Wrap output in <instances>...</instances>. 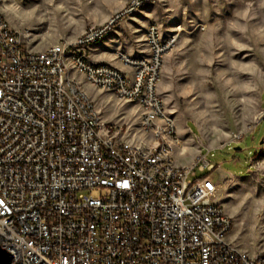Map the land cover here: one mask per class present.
<instances>
[{
    "label": "built area",
    "instance_id": "built-area-1",
    "mask_svg": "<svg viewBox=\"0 0 264 264\" xmlns=\"http://www.w3.org/2000/svg\"><path fill=\"white\" fill-rule=\"evenodd\" d=\"M110 28L38 50L0 14V249L13 264H264L228 239L210 150L176 161L182 137L159 85L178 36L151 24L147 53L117 51L122 70L91 59ZM72 71L138 104L152 143L103 121Z\"/></svg>",
    "mask_w": 264,
    "mask_h": 264
},
{
    "label": "rangeland",
    "instance_id": "rangeland-1",
    "mask_svg": "<svg viewBox=\"0 0 264 264\" xmlns=\"http://www.w3.org/2000/svg\"><path fill=\"white\" fill-rule=\"evenodd\" d=\"M133 1L0 0V14L38 50L111 22L98 42L112 41L109 56L117 61V50L145 54L151 24L177 35L159 85L182 137L176 161L188 166L210 150L218 165L212 179L222 183L215 200L233 221L229 241L251 255L264 253V0H142L130 10ZM70 76L103 121L122 124L127 141L152 143L140 130L138 104L118 101L83 73Z\"/></svg>",
    "mask_w": 264,
    "mask_h": 264
},
{
    "label": "crops",
    "instance_id": "crops-1",
    "mask_svg": "<svg viewBox=\"0 0 264 264\" xmlns=\"http://www.w3.org/2000/svg\"><path fill=\"white\" fill-rule=\"evenodd\" d=\"M111 42L112 41H110V40H106L104 42H98V43L92 44L90 46L91 59L94 62L109 63V64H112V65L118 67L119 69L127 70V67L124 66L121 62H119V61L113 59L111 56H109V48H110V44H112ZM117 51H119V50H117ZM124 51H126V50H124ZM126 52H128V51H126ZM147 52H148V48H146L143 51V53H147ZM128 53L131 54L130 52H128ZM228 173H230V172H228Z\"/></svg>",
    "mask_w": 264,
    "mask_h": 264
},
{
    "label": "water",
    "instance_id": "water-1",
    "mask_svg": "<svg viewBox=\"0 0 264 264\" xmlns=\"http://www.w3.org/2000/svg\"><path fill=\"white\" fill-rule=\"evenodd\" d=\"M242 149L241 147H235V150H240ZM12 254H10L6 250L0 249V264H13L12 263Z\"/></svg>",
    "mask_w": 264,
    "mask_h": 264
},
{
    "label": "trees",
    "instance_id": "trees-1",
    "mask_svg": "<svg viewBox=\"0 0 264 264\" xmlns=\"http://www.w3.org/2000/svg\"><path fill=\"white\" fill-rule=\"evenodd\" d=\"M262 146L264 147V145H262ZM263 147H262V148H263Z\"/></svg>",
    "mask_w": 264,
    "mask_h": 264
},
{
    "label": "bare ground",
    "instance_id": "bare-ground-1",
    "mask_svg": "<svg viewBox=\"0 0 264 264\" xmlns=\"http://www.w3.org/2000/svg\"><path fill=\"white\" fill-rule=\"evenodd\" d=\"M183 149V148H182Z\"/></svg>",
    "mask_w": 264,
    "mask_h": 264
}]
</instances>
